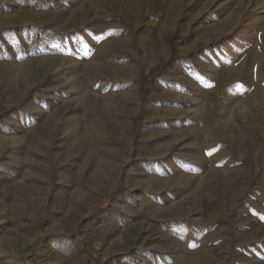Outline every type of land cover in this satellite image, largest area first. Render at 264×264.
Segmentation results:
<instances>
[{
    "label": "rangeland",
    "instance_id": "1",
    "mask_svg": "<svg viewBox=\"0 0 264 264\" xmlns=\"http://www.w3.org/2000/svg\"><path fill=\"white\" fill-rule=\"evenodd\" d=\"M0 264H264V0H0Z\"/></svg>",
    "mask_w": 264,
    "mask_h": 264
},
{
    "label": "trees",
    "instance_id": "2",
    "mask_svg": "<svg viewBox=\"0 0 264 264\" xmlns=\"http://www.w3.org/2000/svg\"><path fill=\"white\" fill-rule=\"evenodd\" d=\"M36 34H38L39 36H45V37H47L49 39H58L59 40V39H61L63 37L62 34H60L59 32H56L55 30H52L48 26H42V27L38 28L36 30ZM188 61H190V55L189 56L174 55L170 59V61H169V63L167 65L171 66L172 64H174V62H176L177 64L181 65V64L187 63Z\"/></svg>",
    "mask_w": 264,
    "mask_h": 264
}]
</instances>
